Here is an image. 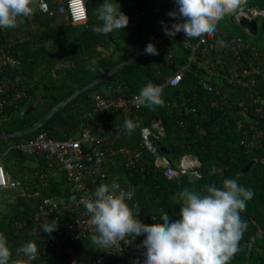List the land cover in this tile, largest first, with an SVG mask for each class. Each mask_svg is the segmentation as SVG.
<instances>
[{
    "label": "trees",
    "instance_id": "trees-1",
    "mask_svg": "<svg viewBox=\"0 0 264 264\" xmlns=\"http://www.w3.org/2000/svg\"><path fill=\"white\" fill-rule=\"evenodd\" d=\"M44 1L48 5L47 11H41L37 5L32 16L17 28H0V60L11 57L17 62L16 65L9 62L4 64L2 71L12 80L18 73L23 74V80L18 85L20 89L21 86L25 87L22 96L15 101L9 100V95L7 104L0 110V134L14 132L32 124L75 89L88 84L163 35L161 21L169 27L176 22L167 15L176 10L174 0H120V10L129 18V23L133 10L145 12L143 18L137 19L138 27L131 31L128 24L123 30L97 35L91 28L100 23L96 9L104 0H84L88 19L83 25H72L67 12L58 10V6L64 4L65 0ZM247 5L261 9L264 8V0H247ZM234 16L235 13L221 20L214 36L226 41L241 37L247 44L263 50L264 19L260 21L256 34L250 35L236 22ZM37 22L41 26L34 28ZM190 40L195 42L196 38ZM110 41L114 43L112 50L101 52L97 49L99 45ZM184 41L182 32L168 37L155 47L158 55L145 54L120 69L99 85L68 102L33 134L15 136L1 143L0 152L3 145L8 143L14 146L35 136L40 130L57 140L77 137L81 129L97 116L92 96L100 92L102 87L110 86V95H128L130 92L138 94L148 83L162 85V99L165 101L162 107L149 110L142 106L137 117L122 116L114 111L100 116H103L105 125H114L119 130L117 146L129 148H140V137L139 128L131 135L127 134L123 127L126 119L138 120L147 126H151L155 119L161 120L163 135L153 129L156 134L155 143L159 142L158 147L166 148L170 165L176 166L174 161L182 155L196 157L200 161L198 170L201 176L192 180L189 173H184L179 178L169 179L163 174L164 168L155 164L154 155L140 148L141 156L132 169H128L118 156L114 160L110 159V163L105 165L104 183L112 181L134 190L131 203L136 202L134 209L140 212L138 219L151 225L160 222L161 214H166L170 221L179 219L178 193L185 188L204 194L208 185L221 187L225 179H235L243 187L252 189L254 196L240 213L241 219L247 221L248 226L239 241V251L228 264H264V113H254L255 96L264 99V67L256 77L255 85L244 88L227 82L224 77L228 70L229 56H221L220 61L216 62L215 54L208 53L207 67L199 68L205 76H200L195 63H190L191 69L184 71L179 84L172 87L166 83V76L175 68H182L188 63L190 50ZM213 79L223 81L228 92L223 93ZM202 81L214 85V91L205 90ZM119 86L123 93L114 94L112 89ZM30 105L33 109L25 113ZM260 106L264 110V102H260ZM179 121L184 123L180 133L176 128ZM257 131L260 132L258 136ZM13 146L9 154L18 152ZM5 158L2 162L8 168L10 177L13 180L19 179L20 184L25 186L27 178L17 174L15 166ZM253 159L256 161L246 172L243 171V167ZM213 167L223 168L222 174L210 175ZM62 186L63 193H68L69 185L65 178ZM34 210L31 208L15 213L8 220L7 226L12 235L31 238L38 250H41L46 244L47 234L41 232L38 235L41 225L29 220ZM18 222L21 224L19 229L13 226ZM144 238V235L138 236L137 242L142 243ZM89 240L90 237L75 247L77 256ZM16 251H10L9 264ZM96 253L97 250L92 252L90 264H94ZM43 259L51 260L52 264H70L63 255L39 257L29 264H41ZM143 260L144 256L139 254L134 259L121 261L124 264H143Z\"/></svg>",
    "mask_w": 264,
    "mask_h": 264
},
{
    "label": "clouds",
    "instance_id": "clouds-1",
    "mask_svg": "<svg viewBox=\"0 0 264 264\" xmlns=\"http://www.w3.org/2000/svg\"><path fill=\"white\" fill-rule=\"evenodd\" d=\"M82 7L81 18H86ZM176 10L167 13L175 20L170 27L161 21L165 35L197 38L214 36L218 24L231 14H243L247 0H174ZM32 0H0V28L15 29L33 14ZM100 22L91 30L97 35H108L120 31L129 24V18L120 10V5L104 0L96 9ZM226 47L224 40L217 41ZM145 54L158 55L152 43H148ZM163 86L146 84L133 100L137 107L155 110L162 107ZM141 125L140 121L126 119L123 127L131 135ZM223 168L213 167L210 175L222 174ZM134 190L123 191L118 183H101L93 192V199L84 202L91 216L96 234L90 236L97 248L120 246L128 237L144 235L142 246L143 264H228L239 251V241L247 229V221L240 213L254 196L250 188L240 185L235 179H225L221 187L208 185L204 194L185 188L178 193L179 219L170 221L161 214L160 222L151 225L138 219L139 212L130 208L126 201L133 199ZM154 219V218H153ZM58 228L55 220L41 225L39 233L51 235ZM28 261L38 258V246L28 241L17 249ZM11 252L7 238L0 233V264H9Z\"/></svg>",
    "mask_w": 264,
    "mask_h": 264
},
{
    "label": "built area",
    "instance_id": "built-area-1",
    "mask_svg": "<svg viewBox=\"0 0 264 264\" xmlns=\"http://www.w3.org/2000/svg\"><path fill=\"white\" fill-rule=\"evenodd\" d=\"M39 9L41 11L48 10V5L44 0H39ZM58 10L66 11L69 22L73 25L84 24L88 19L85 2L83 10L86 12V18H81L82 7L79 0H65L64 4L58 6ZM133 11L129 23L131 31L138 27L139 20L137 19L143 18L145 15L143 10ZM234 17L237 23L241 18H246L254 20L258 25L264 19V8L246 5L244 13L235 14ZM220 40L222 39L217 36L206 35L197 37L195 42H191L190 38L185 37V46L190 50L189 62L195 63L196 68L204 69L208 64V53L215 54L216 62L220 61L221 56H229L228 70L224 74L226 81L240 87L252 88L256 83V77L262 72V66L264 67V49L259 50L255 46L247 44L241 37L224 40L227 43L226 47H221L217 43ZM184 70L185 67L170 72L166 76V83L172 87L177 86L182 79ZM201 84L207 91L215 89L210 82L202 81ZM11 86L12 84L8 80L0 78V108L6 102V98L8 99V88ZM20 95L21 93L16 92L13 98ZM136 95L138 94L133 92L119 96L97 93L94 95V100L99 114L114 109L121 111L125 116L137 117L142 106H136L133 100ZM254 102L256 103L254 113L263 114L264 110L260 106V102L263 103L264 99L256 95ZM98 124L100 125L99 116L94 117L91 124L84 126L77 137L64 140L52 139L46 131L40 130L35 136L8 147L9 150L13 146L24 154L44 155L48 168L63 175L69 184L67 194L42 198L30 219L39 225L51 223L53 220L58 224L56 231L51 235L47 234L45 246L38 250V258L63 255L70 263H73L76 259L75 247L86 238L96 234L95 226L91 223V216L87 213L84 202L93 199L94 189L89 185L91 179L96 180L97 187L104 183L106 179L105 164L109 157L120 156L125 166L132 169L141 156V149H145L154 155L155 164L164 168L163 174L169 179L179 178L184 173H189V176L194 175L197 178L201 176L198 170L200 161L196 157L182 155L174 161L176 166H172L171 163L166 164L163 161L161 154H156L159 147L152 138L156 136L153 129H156L160 135H163V130L158 129L153 122L151 126L141 123L139 127L141 149L115 146L111 135L117 136L118 134L112 130L113 133L110 131L107 135H103L94 129V126ZM183 126L182 121L177 123L178 133L183 129ZM259 134L260 132L257 131V136ZM254 160L256 161V159ZM43 178L42 175L41 181ZM18 184L0 163V188H15ZM120 189L129 190L123 185L120 186ZM126 203L130 208L136 207V202L132 204L130 200ZM137 240L138 236L128 237L125 241L120 242L119 247L97 248L94 264H124L121 260H130L134 250L143 255L146 249ZM13 259L19 264H29L34 261H28L23 253L17 251L14 252Z\"/></svg>",
    "mask_w": 264,
    "mask_h": 264
},
{
    "label": "crops",
    "instance_id": "crops-1",
    "mask_svg": "<svg viewBox=\"0 0 264 264\" xmlns=\"http://www.w3.org/2000/svg\"><path fill=\"white\" fill-rule=\"evenodd\" d=\"M112 2L114 3L115 0H112ZM116 3H118L120 5L121 1L116 0ZM37 5L39 8V0H32L31 7L33 10L37 9ZM80 25H83V24H80ZM258 25H257V30H258ZM40 26H41V23L37 22L36 25H34L33 27L38 28ZM243 29L246 31L245 28H243ZM247 33L250 34L249 32H247ZM250 35H252V34H250ZM66 36L68 37L69 34H67ZM104 43H105L104 44L105 46L102 44V45H99L97 47V49L99 51H101V52L110 51L114 48L113 42L110 41L108 43H106V42H104ZM116 55H118V52H116ZM8 62L12 65L17 64V62H15L14 59L11 57L1 59L0 60V78H4V79L8 80V82H10L12 84L11 88L10 87L8 88V98H10L9 95H11V98L9 100L15 101L16 99H18L23 94V90L25 87L21 86L22 89H20L18 82H21L23 80L21 77H24V75L18 73L17 75H15L14 80L7 78L8 76L2 71V67L4 64H6ZM184 67H185L184 71H186L187 69H191V64L189 62V59H188V63H186L182 68H175V70L183 69ZM196 71L200 76H202V77L205 76V74L202 73V70H200L199 68H197ZM53 76H56V74L53 73ZM213 81H216L217 85L219 86V89L223 93L228 92V88L223 81H221L220 79L219 80L213 79ZM122 90L123 89L121 88V86H119L115 89H112V92L114 94L123 93ZM108 91H110V86H108V88L102 87V90L100 92H96L92 96L94 106H95V109L97 111V116H99V121H100V125L99 124L95 125L94 129L103 135H107L112 130L114 132H116L118 135L117 136L111 135V138L113 139V144L115 146H117V140H118V136L120 134L119 130L116 129V127H114V125H111V124L105 125V123L102 119L103 116L101 117L100 115H103L106 113L109 114L112 111L119 112L122 116H125V115L121 111L114 110V109H109V110L103 111L101 114H99V110L96 107L95 100H94L95 94H97V93L106 94V93H108ZM16 92L21 93V95L19 97L13 98V96L16 95ZM127 92H130V91L127 90ZM119 95H124V94H118V95H114V96H119ZM7 101H8V99L6 98V102L3 104V106L5 104H7ZM11 103H13V102H11ZM2 107L0 108V110L2 109ZM97 116H95V117H97ZM113 131H112V133H113ZM3 142H5V141L0 142V144ZM9 146H11V145H9L8 143L2 146V150L0 152V163L4 166L5 170L10 175L8 168L5 167V163L2 162L3 158L6 156L5 159H7V162L10 163L11 165L17 167V170H16L17 174L23 175V178L26 177L27 178L26 181L28 182L27 183V182L23 181L26 183V185L24 186V184L23 183L20 184V180L17 179L15 181H17L19 184L15 188H0V233L4 234L6 236L7 246L9 247L10 251H12V250H15V249L22 247L28 241H31V238L18 237V236L12 235L10 230H9V226H7L8 220L15 213L20 212L22 210H27V209H31V208L36 209L37 204L44 197L63 195L65 193H67V191L63 193L64 186H62V183H63V179L65 177L63 175H61L60 173L56 172L54 169L48 168L46 158L44 155H41V154H24V153L20 152L19 150L17 153L9 154L10 153L9 152L10 150H8ZM163 154L164 153H162L161 156ZM117 156L118 155H114V156L109 157L105 165L107 166V164L110 163V159L113 158L112 160H114V158ZM118 157H120V156H118ZM42 175L44 177L42 179L44 184L41 181ZM94 183H97L95 179H93V180L91 179L89 181L90 187L95 190V188L97 187V184H94ZM112 183H113L112 181L109 182V185ZM34 212H35V210H34ZM34 212H33V214H34ZM33 214L30 216V219L33 216ZM19 224L20 223L18 222L17 224H13V226L15 228L19 229L20 225H21V224L20 225ZM96 249H97V247H95L92 244L91 240H89L88 243L81 250L80 254L78 256L76 255L75 262L70 263V264H90L91 254ZM138 255H139V253L137 252V250H134L133 255L131 256L132 257L131 259H134ZM66 260H67V258H66ZM10 264H19V263L10 262ZM41 264H52V261L51 260L47 261L46 259H43L41 261Z\"/></svg>",
    "mask_w": 264,
    "mask_h": 264
},
{
    "label": "water",
    "instance_id": "water-1",
    "mask_svg": "<svg viewBox=\"0 0 264 264\" xmlns=\"http://www.w3.org/2000/svg\"><path fill=\"white\" fill-rule=\"evenodd\" d=\"M238 24L242 28H245L246 31L249 32L252 35L256 34V32H257V24H256V22L254 20H247L246 18H241L239 20ZM168 37H169L168 35L163 34L161 36H158L151 43L156 47L162 41L166 40ZM146 46L144 48L140 49L139 51L133 53L132 55L128 56L124 60L120 61L119 63L113 65L109 70H107L105 73H103L99 77L93 79L88 84H86V85H84V86H82L80 88L75 89L71 94L66 96L64 99H62L61 101H59L56 104H54L53 106H51L45 113H43L32 124L22 128L20 130H16L14 132H5V133L0 134V142L6 141L7 139L15 137V136L33 134L35 131L40 129L59 109L63 108L68 102L72 101L73 99L78 97L80 94H82L84 92H87L88 90H90V89L94 88L95 86L99 85L100 83L105 81L107 78H109L113 74L117 73L120 69L124 68L125 66L135 62L136 60H138L139 58L144 56L145 55L144 50H145ZM32 109H33L32 105L28 106V108L25 110V113H29ZM153 124H155V126L158 129H160V130H162L164 128L163 123H162L161 120L155 119V120H153ZM152 138L155 140V136H153ZM157 144L159 145V142H157ZM162 153H164L162 155L163 161L166 164H170L171 160L166 156L168 151L163 146H159L156 154L160 155ZM254 162H255L254 159L249 161L243 167L242 170L246 172ZM190 179L196 180L197 177L194 176V175H191Z\"/></svg>",
    "mask_w": 264,
    "mask_h": 264
},
{
    "label": "rangeland",
    "instance_id": "rangeland-1",
    "mask_svg": "<svg viewBox=\"0 0 264 264\" xmlns=\"http://www.w3.org/2000/svg\"><path fill=\"white\" fill-rule=\"evenodd\" d=\"M15 170H17V167L16 166H15ZM11 262H14L15 263L14 259H11Z\"/></svg>",
    "mask_w": 264,
    "mask_h": 264
},
{
    "label": "snow or ice",
    "instance_id": "snow-or-ice-1",
    "mask_svg": "<svg viewBox=\"0 0 264 264\" xmlns=\"http://www.w3.org/2000/svg\"><path fill=\"white\" fill-rule=\"evenodd\" d=\"M81 15H82V12H81Z\"/></svg>",
    "mask_w": 264,
    "mask_h": 264
}]
</instances>
